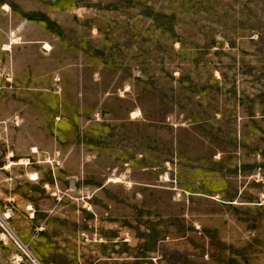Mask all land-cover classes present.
Segmentation results:
<instances>
[{
  "label": "rangeland",
  "instance_id": "1",
  "mask_svg": "<svg viewBox=\"0 0 264 264\" xmlns=\"http://www.w3.org/2000/svg\"><path fill=\"white\" fill-rule=\"evenodd\" d=\"M0 3L28 38L48 37L82 63L90 88L99 71L112 93L103 120L74 125L51 126L31 109L38 124L27 126L9 108L0 125V264H98L103 241L126 231L142 258L101 264H264V0ZM134 108L142 113L129 120ZM116 175L139 184L133 192L105 184ZM197 181L225 198L242 189L247 203L218 234L232 246L215 238L218 253H197L198 241L179 238L146 205L113 204L156 198L152 186L195 192Z\"/></svg>",
  "mask_w": 264,
  "mask_h": 264
},
{
  "label": "crops",
  "instance_id": "2",
  "mask_svg": "<svg viewBox=\"0 0 264 264\" xmlns=\"http://www.w3.org/2000/svg\"><path fill=\"white\" fill-rule=\"evenodd\" d=\"M11 15L13 9L0 3V125L5 123L9 108L14 105L19 120L27 126L38 124L36 120H31V109L35 110V116L41 113L42 117L50 120L48 124L51 126L74 125L70 119L103 120L107 97L112 93L107 92L99 71L93 73L90 88L86 68L82 63H74L68 57H63L59 46L49 41L48 37L28 38L26 35L29 27L26 24H14ZM45 43L50 48L43 46ZM141 113L139 108L130 109L128 118L135 120ZM34 136L37 140L38 136ZM53 136L56 141L63 140L60 133H53ZM111 177H119L120 181H109ZM197 182L200 184L195 185V192L180 185L152 186L156 190V198L135 197L126 199L130 200L126 203L115 197L113 204L146 205L157 218L170 219L172 227L181 231L179 238L187 242L192 239L198 241L197 253H218L213 249L214 241L218 240L215 238L220 237V232L225 235L232 229L233 211L247 206V203L238 198L243 194L242 189L238 190L237 197L225 198L220 190L213 191L203 185L205 182ZM109 183L124 184L129 192H133L135 185L139 184L119 175L108 177L105 184ZM132 237H136L133 232L126 231L120 232L119 236L115 235L113 240H104L101 246L107 251L99 257L98 264L102 261L140 260L142 257L139 249L133 247L136 244L130 241ZM223 241V244L232 246L231 239L225 237L222 240L220 237L218 243L222 244Z\"/></svg>",
  "mask_w": 264,
  "mask_h": 264
},
{
  "label": "bare ground",
  "instance_id": "3",
  "mask_svg": "<svg viewBox=\"0 0 264 264\" xmlns=\"http://www.w3.org/2000/svg\"><path fill=\"white\" fill-rule=\"evenodd\" d=\"M46 46H49V45L47 44ZM49 48H50V46H49ZM32 151H33V152H37V151H38L37 147L34 146V147L32 148ZM21 163H25V160L21 161ZM10 165H11V164H10ZM109 180L119 181V178H110Z\"/></svg>",
  "mask_w": 264,
  "mask_h": 264
}]
</instances>
